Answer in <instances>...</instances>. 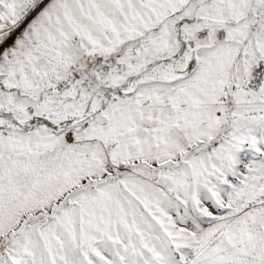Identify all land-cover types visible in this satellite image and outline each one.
I'll use <instances>...</instances> for the list:
<instances>
[{"label": "snow or ice", "instance_id": "obj_1", "mask_svg": "<svg viewBox=\"0 0 264 264\" xmlns=\"http://www.w3.org/2000/svg\"><path fill=\"white\" fill-rule=\"evenodd\" d=\"M0 264H264V0H0Z\"/></svg>", "mask_w": 264, "mask_h": 264}]
</instances>
